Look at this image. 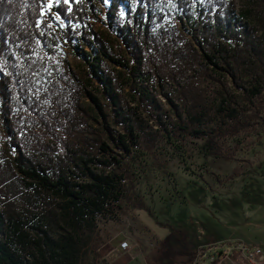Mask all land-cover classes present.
<instances>
[{
    "label": "trees",
    "instance_id": "trees-1",
    "mask_svg": "<svg viewBox=\"0 0 264 264\" xmlns=\"http://www.w3.org/2000/svg\"><path fill=\"white\" fill-rule=\"evenodd\" d=\"M234 1L0 0V264H83L101 220L151 214L148 167L235 160L264 125V0L249 27ZM175 240L161 264H191Z\"/></svg>",
    "mask_w": 264,
    "mask_h": 264
},
{
    "label": "rangeland",
    "instance_id": "rangeland-1",
    "mask_svg": "<svg viewBox=\"0 0 264 264\" xmlns=\"http://www.w3.org/2000/svg\"><path fill=\"white\" fill-rule=\"evenodd\" d=\"M243 1H234L235 26L249 27ZM195 148L164 170L147 168L139 189L151 214L128 210L117 221L101 220L99 244L83 264H161L166 241L175 239L190 246L191 264H253L250 251L264 252V125L221 170L199 160Z\"/></svg>",
    "mask_w": 264,
    "mask_h": 264
},
{
    "label": "built area",
    "instance_id": "built-area-1",
    "mask_svg": "<svg viewBox=\"0 0 264 264\" xmlns=\"http://www.w3.org/2000/svg\"><path fill=\"white\" fill-rule=\"evenodd\" d=\"M263 253L264 252L260 251V250H255V251L252 250V251H250V256L252 257L251 258L252 263L253 264H262V263H264V254Z\"/></svg>",
    "mask_w": 264,
    "mask_h": 264
}]
</instances>
